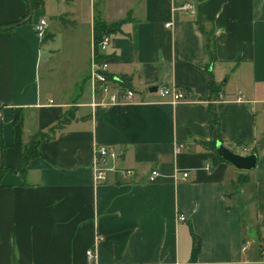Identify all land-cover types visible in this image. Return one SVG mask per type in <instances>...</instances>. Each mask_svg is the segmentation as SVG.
Segmentation results:
<instances>
[{"label":"crops","instance_id":"0c3cea01","mask_svg":"<svg viewBox=\"0 0 264 264\" xmlns=\"http://www.w3.org/2000/svg\"><path fill=\"white\" fill-rule=\"evenodd\" d=\"M27 11L26 0H0L3 166H15L34 132L69 109L73 117L24 175H1L0 264H264V0H43L21 23ZM95 13L108 24L128 17L101 55L133 90L129 102L104 103L94 90ZM157 82L189 99L149 92ZM210 104L216 141L255 153L253 169H236L209 146ZM98 145L119 153L104 182L94 179Z\"/></svg>","mask_w":264,"mask_h":264},{"label":"built area","instance_id":"2783aa9c","mask_svg":"<svg viewBox=\"0 0 264 264\" xmlns=\"http://www.w3.org/2000/svg\"><path fill=\"white\" fill-rule=\"evenodd\" d=\"M180 10H184L189 14L194 13V9L190 3H183L179 7ZM167 26L169 23L166 24ZM47 23L45 19H40L34 25L35 34L42 38L44 32L46 30ZM109 43V37L103 36L101 41L98 43V48L103 51ZM107 62L104 59L100 61L93 60L92 70L90 72V79L93 82L94 90L101 96V100L104 103H119V102H129L133 99L134 93L131 88L125 87L122 83L119 82V79H116L113 76H110L107 70ZM156 93L161 98H166L170 102L176 103L179 101H185L189 99L188 93L180 88L176 87H158ZM218 97H221L219 95ZM243 99L242 95H238L236 97L237 101H241ZM182 145L177 146V150H180ZM243 150L245 148L243 147ZM119 157V153L111 146V145H98L95 148V156L93 162L94 169V179L97 182H104L107 178V171L111 168L109 167V163L117 160ZM125 174H130V170H125ZM158 175L157 170H151L148 179L150 181L154 180ZM188 176L187 172L182 173V177L186 178ZM178 219L180 221H184V215H179ZM86 256L89 260L94 258L93 249H87Z\"/></svg>","mask_w":264,"mask_h":264},{"label":"trees","instance_id":"16d2710c","mask_svg":"<svg viewBox=\"0 0 264 264\" xmlns=\"http://www.w3.org/2000/svg\"><path fill=\"white\" fill-rule=\"evenodd\" d=\"M31 6L33 9L41 6L43 4V0H30ZM28 6V5H27ZM28 14V11H27ZM128 20V17H125L124 19L114 22V23H105L100 19L98 16V13L95 14L94 20H93V54L94 59L96 61H100L102 59L101 52L98 48V43L101 41L103 36H108L112 31L118 30L120 26ZM204 49L205 53L208 58L207 63V71L210 73V64L215 59V40L214 35L211 32L208 34H205V41H204ZM124 83L123 85L125 87L130 88L128 85V82L125 78H122ZM209 84L212 85V78L209 76ZM73 117L72 109H69L63 113V115L54 123L53 125H50L46 127L45 129L37 130L32 135L29 136L28 140L23 143L22 151L18 156L17 162L15 166L6 168L3 166V164L0 167V178L1 175L6 171L11 172H19L20 174L24 175L26 172V166L28 162L41 155L40 151V145L43 142L49 141L53 139L55 133L63 128V126L71 120ZM209 127L211 130V139L209 141V146L214 149L216 140H219V137H214V133L219 132V119L217 118L214 110V106L212 104L209 105ZM238 145H244L246 146L247 143L245 142H237ZM4 150V145L1 141L0 136V158L2 160V154ZM261 244L259 243V246ZM196 250H193L192 258L195 257Z\"/></svg>","mask_w":264,"mask_h":264},{"label":"water","instance_id":"95a60500","mask_svg":"<svg viewBox=\"0 0 264 264\" xmlns=\"http://www.w3.org/2000/svg\"><path fill=\"white\" fill-rule=\"evenodd\" d=\"M28 5V15L27 17L21 21V23H25L28 20H30L32 16L33 8L31 6L30 0H26ZM13 25L6 26L4 28H10ZM160 85V82H157L153 85H149L147 87L149 92H156L158 86ZM260 145H264V143L260 142ZM215 151L218 154L220 158L223 160L229 162L231 165H233L236 169L241 171H248L255 167L257 155L255 153L250 154H239L236 152L231 151L230 149L226 148L220 141H216L215 143ZM2 165V160L0 158V167Z\"/></svg>","mask_w":264,"mask_h":264},{"label":"rangeland","instance_id":"374dc122","mask_svg":"<svg viewBox=\"0 0 264 264\" xmlns=\"http://www.w3.org/2000/svg\"><path fill=\"white\" fill-rule=\"evenodd\" d=\"M48 2H49V5L51 6V5H53L54 4V0H48ZM80 3H82V0H80ZM96 4V3H95ZM86 7H87V1L86 2H84V9H86ZM96 10H97V6L95 5V12H96ZM96 14V13H95ZM66 33H65V31H63V35L62 36H60L59 37V41H58V43H59V45H63V43H64V45H65V42H66ZM240 154V153H239Z\"/></svg>","mask_w":264,"mask_h":264}]
</instances>
